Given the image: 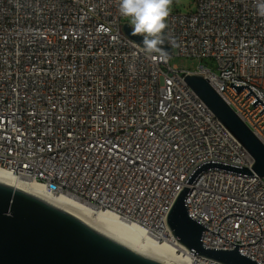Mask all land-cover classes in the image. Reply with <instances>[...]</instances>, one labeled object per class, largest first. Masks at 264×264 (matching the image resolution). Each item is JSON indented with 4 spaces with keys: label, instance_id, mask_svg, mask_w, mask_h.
Masks as SVG:
<instances>
[{
    "label": "built area",
    "instance_id": "obj_1",
    "mask_svg": "<svg viewBox=\"0 0 264 264\" xmlns=\"http://www.w3.org/2000/svg\"><path fill=\"white\" fill-rule=\"evenodd\" d=\"M259 6L196 0L194 12L170 14L173 53L162 62L125 35L118 0H0V169L176 242L167 215L194 169L254 164L184 78L207 79L264 145L263 105L231 86L249 85L264 102ZM172 56L213 60L216 71L179 70ZM186 204L208 229L204 247L244 245L240 253L264 264V178L211 169Z\"/></svg>",
    "mask_w": 264,
    "mask_h": 264
},
{
    "label": "water",
    "instance_id": "obj_2",
    "mask_svg": "<svg viewBox=\"0 0 264 264\" xmlns=\"http://www.w3.org/2000/svg\"><path fill=\"white\" fill-rule=\"evenodd\" d=\"M131 31V26L125 23L123 25L125 35L142 47V37L132 36ZM164 40L163 47L171 55L173 49L168 45L167 28L164 30ZM184 80L219 122L249 152L254 159V164L252 169L220 161H207L198 165L184 183V189L179 192L169 210L168 227L176 243L190 253L222 264H260L239 252V246L244 245L231 242L235 245L233 250L204 247L202 239L204 230L207 228L190 215L186 197L197 178L211 169L264 178V145L234 110L224 102L207 79L203 76L187 75ZM231 86L237 93L246 87L250 91L246 97L253 94L256 98L252 104L256 107L261 103L264 107V102L249 85L231 83ZM263 112L264 109L260 111L261 114ZM217 235H219V228ZM0 264L164 263L103 235L73 215L35 195L0 183Z\"/></svg>",
    "mask_w": 264,
    "mask_h": 264
},
{
    "label": "bare ground",
    "instance_id": "obj_3",
    "mask_svg": "<svg viewBox=\"0 0 264 264\" xmlns=\"http://www.w3.org/2000/svg\"><path fill=\"white\" fill-rule=\"evenodd\" d=\"M0 183L35 195L51 205L73 215L103 235L164 264H196L194 255L176 242L160 244L134 226L122 224L108 213H95L67 197L48 193L43 186L22 180L0 169Z\"/></svg>",
    "mask_w": 264,
    "mask_h": 264
},
{
    "label": "clouds",
    "instance_id": "obj_4",
    "mask_svg": "<svg viewBox=\"0 0 264 264\" xmlns=\"http://www.w3.org/2000/svg\"><path fill=\"white\" fill-rule=\"evenodd\" d=\"M172 4L173 0H118V11L128 20L131 35L142 37L143 53L162 62L170 58L163 45ZM258 13L264 16V6L258 7ZM171 43L178 46L175 40Z\"/></svg>",
    "mask_w": 264,
    "mask_h": 264
},
{
    "label": "rangeland",
    "instance_id": "obj_5",
    "mask_svg": "<svg viewBox=\"0 0 264 264\" xmlns=\"http://www.w3.org/2000/svg\"><path fill=\"white\" fill-rule=\"evenodd\" d=\"M195 10L196 0H173L170 14L176 12L188 14L190 12H194ZM122 23L129 24L128 20L125 18L123 19ZM200 65H205L211 68L213 71H216L215 62L210 59L199 60L196 58H186L178 56H172L170 59V66L177 67L179 70H188L193 72L196 71Z\"/></svg>",
    "mask_w": 264,
    "mask_h": 264
}]
</instances>
